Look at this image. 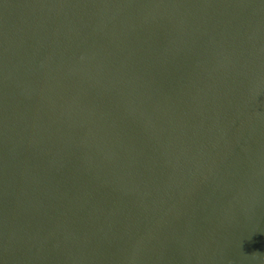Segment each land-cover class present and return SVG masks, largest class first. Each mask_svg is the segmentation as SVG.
I'll list each match as a JSON object with an SVG mask.
<instances>
[{
    "label": "water",
    "instance_id": "95a60500",
    "mask_svg": "<svg viewBox=\"0 0 264 264\" xmlns=\"http://www.w3.org/2000/svg\"><path fill=\"white\" fill-rule=\"evenodd\" d=\"M0 264H264V0H0Z\"/></svg>",
    "mask_w": 264,
    "mask_h": 264
}]
</instances>
